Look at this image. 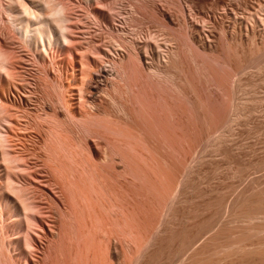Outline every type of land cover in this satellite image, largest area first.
<instances>
[{"label":"rangeland","instance_id":"obj_1","mask_svg":"<svg viewBox=\"0 0 264 264\" xmlns=\"http://www.w3.org/2000/svg\"><path fill=\"white\" fill-rule=\"evenodd\" d=\"M35 1L44 5L45 18L50 14L46 19L56 38L61 36L60 20H56L61 16L73 42L93 40L105 50L108 47L114 59L117 56L118 61L137 67L130 85H138H132V97L137 93L138 103H133V97L131 105L140 124L137 127L135 119L126 123L115 94H94L85 88L88 105L84 109L94 114L93 120L101 115L97 122L106 124L108 118H114L110 124L118 121L121 125L112 123L117 127L114 131L111 127V132L105 128L106 135L104 131L93 136L94 132L85 133L87 142L97 148L98 161L104 150H110L115 167L109 166L113 170L98 176L101 181L96 185L102 189L89 186L82 192L64 183L69 176L64 181L63 175L54 177L42 168L44 128L23 121L18 127L13 125L18 143L4 149L21 151L35 165L32 169L39 167L30 172L15 170L18 185L28 184L38 199L36 209L27 213L13 194L20 215L14 207L3 206V193L10 192L4 184L6 161L3 163L0 144V264H210L219 256L222 243L253 241L257 235L255 240L264 238V0ZM24 6L33 10L34 0H0V98L3 61L11 52L18 55L27 83L16 92L19 110L45 117L43 113L49 109L64 120L65 109L44 107L45 95L34 85L37 75L67 85L71 70L65 68L69 76L60 74L53 63L59 54L57 45L47 41L45 50L42 42L26 43L14 29L12 18ZM61 6V15L52 14ZM65 57V62L71 61V56ZM52 93L57 99L59 94ZM0 113V126L8 129ZM143 113L149 125L144 123ZM127 124L131 131L125 130ZM106 136L115 142L125 137L122 142L132 145L127 143L125 148L111 137L112 144L122 145L116 146L120 148L116 153L119 150L115 147L113 151L114 144L112 147ZM258 212L261 220L249 222L246 215ZM258 229L262 230L255 234Z\"/></svg>","mask_w":264,"mask_h":264},{"label":"bare ground","instance_id":"obj_2","mask_svg":"<svg viewBox=\"0 0 264 264\" xmlns=\"http://www.w3.org/2000/svg\"><path fill=\"white\" fill-rule=\"evenodd\" d=\"M34 3H35V6H34L35 8H33V10L28 9L26 6H24L22 11H19L18 13H16V18L15 19L12 18V24H14V29H16V30H18V31H20L22 33L21 36L26 40L25 41L26 43L29 42V41L30 42L32 41L33 43L36 42L35 44H39V42H42L40 44L41 45L43 44L42 46L44 47L45 50H47L46 49V45H47L46 43H48V42L52 43L53 45L54 44L57 45L58 48H59L58 49L59 51H57V52L59 54L56 57L57 58L56 61L53 60V63H55V66L58 68V70H60L59 73L62 72V74H64L65 73V68L66 69L68 68L69 70H71L72 78H70L71 83L67 82V85H66V84H64V82L61 83L62 80H61V82L58 83V81L60 79L57 80V81L55 80L56 82H53V81L49 80L48 78H46L48 76H46L44 78V77H39L37 75V80H36L37 81V85H34V86H35V88L37 86V89L38 90L40 89L41 91H43V93L45 95V98L43 99L44 100V107H48V108L52 109L53 111H55V108H58L60 110L61 109H65L66 116H65L64 120L61 119L60 117L58 118V116H57V114L55 112L49 113L50 112L49 109H48V112L43 113V115H45V117H42V115H32V113L30 114L28 112L26 113L24 111H20L19 110V105L17 104V102L19 103V101H18V99H15L16 98V92H18L22 88V86L27 84L26 83V78H25V76L23 74L24 73V69L22 68L23 66H19V62L20 61H18V59H19L18 55H15L14 53H13L14 55L13 54L11 55V52H10V54L7 52V54H6L7 58L6 57L3 58V60L6 58V60H5L6 63H5V61H3V69H5V75H3V88H2L3 89V99L1 100V98H0V100H1V102H0V104H1L0 105V111L3 112V117L2 118H3V121H5L3 123H6V125L8 126V129L5 128V127L3 128V125L0 126L1 128L4 129V132L1 131L2 129L0 130V144L3 147V160H4L3 163L6 161V164H5L4 169H3V175H4V178H5L4 179V184H5V188L10 192L8 194H6L5 192L3 193V206L4 205L5 206L10 205V206L14 207L13 211H17L16 213L18 215H20V213H22V210L19 213V209L16 206L17 202H14L15 200L13 198H11V196H13V194L16 196V197H14L16 200H17V198L20 200L19 202L22 203L23 209L25 211L26 210L29 211L30 208H31V210L34 211L36 209V207H37L36 206L35 209L33 208L34 205H35L34 201L37 200L38 198L34 199L35 197H37V195H35L36 191L34 192L31 188H29L27 186L28 184L24 185V183H23V185H20V182H19V185H18V183H17L18 180L15 178V176H16L15 175V170H20L21 169L23 171L27 170V171L30 172V171L35 169V167H34V169H32L33 166H35V165L33 164V166H31V164H32V163L30 164L31 161H29V159H27L28 155L26 157V155L22 154L21 151H20V153H21L20 154L19 152H17L18 150H16L15 152H11L9 149L8 150L4 149L6 146H10L8 148H12L15 144L18 143V141L15 138L16 134H13V131H12L13 125H16V127H18V126H20L19 125V121H23V122H25L26 125H30V124L36 123V125L40 126L41 130H43L42 128H44V132L41 131L43 134L40 132L44 136V138L42 136V138H43V145H42L43 147L42 148H44V151H45L43 153V157L41 158V160L43 161V164L45 165V167H43L44 166L43 165L42 168L43 169L45 168L44 170H46L47 173L49 172L50 174H53L52 176H54V177H55L56 174L57 175L61 174V176L63 175L61 178L64 177V179H66L64 181H67L70 178L67 182H64L63 179L61 181H63L64 183H67V186H69V188H72L73 190L75 189L74 191H76V189H78L79 192H82V191H85L86 190L85 188H87L89 186H92V187L97 186V187H94V189L97 188L98 189L97 191H99V189L101 187L98 188V185H96V184L97 183L99 184V182L101 180H100V178L98 176L102 172L105 173L106 169H107V171H111V168L115 167V163L114 164L112 163L113 160H111V158H113V156L111 157V154H110L111 152H109L110 150H108L109 147L106 148V149L108 150L110 155H108L107 154L108 152L106 153V151L104 150V152H102V153H104L103 157H100L101 159L99 158L100 160L98 161L97 156H96L97 154L95 153L96 146L94 148L93 145H90V143L87 142L88 140H87V138H85V136H87V137H89V136L86 135L85 133H89V135H90L93 132L94 133L95 132H97V133L100 132V134H101V132L103 133L105 128L106 129L109 128L108 130L110 131L111 127L113 125L112 123H115V121L114 122L111 121V124H110L109 120H113L114 118H111V119L108 118L107 122L109 124H107V122H105L106 124H104V121H103L104 119L102 120L103 124H102L101 121L99 123V122L96 121V118L100 117L101 115L98 116V114L96 115L98 117H96L93 120L94 114L84 109V106L88 105V104H86V101H85L86 100L85 94H86V90H87V89L85 90V88H88L89 89L88 91H90L91 93H94V94H96V93L97 94L100 93V95L101 94L102 95L103 94L104 95H107V94L108 95H112V94L114 95L115 94L117 96L116 101L118 102L116 104L119 105V110L121 111V113L124 114V116H123V114H122V116L126 118L125 119L126 123H128V121L129 122H133L134 119H135L133 117L134 116V111H133L134 109L133 108H135V107H133L134 105L133 106L131 105V103L134 101L133 97L135 99V102H133V103L137 102V100H136L137 98H135V95H137V93H134V95L132 97V91L135 90L134 87H132V85L134 86V84L136 82L134 84L130 85V80L132 78V75L134 74L133 75V77H134L136 75L137 71H138L137 67H135V65L133 63H131V62L128 63V62H125V61L122 62V60L118 61L116 59L117 56H115L116 58L114 59V56L111 54L112 51L110 49H108V47L105 50L104 46L102 48L101 46L96 44L93 40L91 41L89 39V40L86 41V40H81L79 38V39H77L78 41H76V39H75L76 42L74 41L75 42L74 43L71 40V38L68 37V34L65 33V31H67L66 30L67 26L65 24L66 21L64 22V18L61 17V16H60L61 19L56 18V20H60V23L64 22L65 25H61L59 23V21H57L59 23L58 25L60 27L59 29H60V32H61L59 34L61 36L60 37L57 36V38H56V36L54 34V31L52 30L54 28H52L51 23L48 21L49 20L48 18L50 17L49 16L50 14H47L49 16V17L46 16V18L48 19L47 20L45 18L44 13H43L44 5L42 3H40L39 1H35V0H34ZM63 8L64 7H62V6L57 8L55 11H53L52 14L61 15V13H63ZM51 18H52V16H51ZM53 18H55V17H53ZM61 20H63V22H61ZM57 22L55 21L54 24L57 25ZM77 42H79V43H77ZM84 43L85 44H89V45H85L84 46L83 45ZM90 43H92V44H90ZM90 45H92V46H90ZM83 46H84V48H82ZM78 51L80 52V54H79ZM65 56H67V57L71 56V61L68 62V60H67V62H65L63 60V59L66 58ZM76 56L78 57L77 58L78 60H73ZM104 56L111 57V59L110 58H109V60L108 59H104ZM112 56H113V58H112ZM50 57H51V59H53L51 55H50ZM69 70H68V72H69ZM40 71H41V69H40ZM65 74H67V73H65ZM33 75L36 76V74H34V73H33ZM69 75L67 74V76H69ZM35 76H32V77L36 78ZM38 78L41 80V81L39 80L40 82H38ZM135 85H137V84H135ZM35 88H33V89H35ZM75 90L77 92H75ZM54 91H55V94L56 93L59 94V95L56 94L58 96L57 99H56V97H55V99H53L51 97L52 94H53L52 92H54ZM133 92H135V91H133ZM76 94H78V95L76 96ZM92 96H94V95H92ZM116 96H114V97H116ZM118 96L119 97L121 96V97L118 99ZM111 99H114V98H111ZM113 101H115V99ZM55 105H56V107H54ZM91 105H92V103H91ZM89 107H91L90 104H89ZM44 111H46V110H44ZM132 111H133V113H132ZM141 111H142V109H141ZM109 113H111V112L109 111ZM107 114H106V116H107ZM144 114L145 113H143V118H144L143 121L145 123V121H146L145 119H147V117L144 116ZM136 115H135V117L138 116V115L137 116ZM140 115H142V113H140ZM40 116L42 117L41 121L39 120ZM115 116H113V117H115ZM21 117H24V118L22 119ZM118 118H116V119H118ZM0 120H1V116H0ZM45 120L49 124L44 125V123H47V122H45ZM135 120L137 121V122H135V125H136V124H138L140 119H138V120L135 119ZM120 121H121V119H120ZM122 121H123V119H122ZM146 122H148V121H146ZM116 123H117V125L119 127L120 123L118 121ZM115 124L112 127L113 131H114V127H117V125L115 126ZM139 124H140V122H139ZM129 125L134 126L133 123L132 124L129 123ZM138 125H136V126L138 127ZM148 125H149V122H148ZM39 126L38 127L36 126V127L39 129ZM123 126H124V124H123ZM140 126H142V125H140ZM126 127H128V129L126 128L125 130H129V127H131V126H128V124H127ZM137 127H136V129H137ZM101 128H103L102 131H101ZM122 128H124V127H122ZM117 130L118 129H116L115 131H117ZM122 130L124 132V129H122ZM14 131H16V130H14ZM105 131H104V134L106 135ZM129 131H131V130H129ZM148 131H149V129H148ZM150 131H152V130H150ZM108 132H107V135L109 136V134H111V133H108ZM133 132H135V131H133ZM73 133H75V134H73ZM97 133L92 134V136L96 135ZM144 133L145 132H143V134ZM118 134L120 135V133H118ZM126 134L127 133H125L124 135L126 136ZM130 134H132V133H130ZM130 134H128V135H130ZM147 135H148V133L146 134V136ZM108 136H106V137H108ZM121 136H122V133H121ZM146 136H145V139H146ZM111 137L112 136L106 138L107 140L108 139L110 140L109 141L110 145L112 144L113 141L116 144L118 142V140H120L117 137L116 138L118 140L116 139V142H115V138L113 140V137H115V134L112 137L113 141H111ZM123 138H125V137H123ZM123 138L121 137L122 141H123ZM152 138H154V137H152ZM126 140H128V138H126ZM19 141H21V140H19ZM122 141H121L122 145H125V144L130 142V141L129 142L127 141V143L126 142L124 143ZM150 141H149V143H150ZM109 142L107 143V145H109ZM151 142L153 143V141H151ZM156 142H157V140H156ZM94 143H95L94 145H96V142H94ZM119 143L116 146H120L121 147L122 145L119 144ZM21 144H22V142H20L19 146H21ZM91 144H93V143H91ZM101 144H103V143H101ZM105 144L106 143H104V145ZM113 144H112V147H113ZM115 144H114V147H113V151H116L114 149L116 147ZM129 145H132V143L131 144L129 143ZM23 146L26 147L24 144H23ZM101 146H103V145H101ZM127 146H128V144H127ZM136 146H137V144H136ZM153 146H155V145H153ZM112 147H110V148H112ZM98 148L105 149L103 147H98ZM116 148H117V150L120 149L119 147H116ZM125 148H126V145H125ZM125 148H122V149L125 150ZM161 148H159V149L156 148V149L160 150ZM24 149L25 148H23V150ZM100 149H99V151H100ZM124 150H123V152H124ZM154 150H155V148H154ZM12 151H13V149H12ZM128 151H131V150H128ZM117 152L120 153V150L116 151V153ZM162 152H163V150H162ZM99 153L100 152H98V154ZM160 154H162V153H160ZM112 155H113V153H112ZM122 155L125 156L124 154H122ZM162 156H164V153H163ZM39 157H40V155H39ZM39 157H38V159H39ZM154 157H155V155H154ZM138 158H139V156H138ZM125 159H126V157H125ZM157 159H159V158H157ZM122 160H123V158H122ZM136 160H137V158H136ZM150 160H152V158H150ZM159 160H158V162H160ZM127 161H125V162H127ZM125 162H124V164H125ZM110 163H111V165H110ZM174 163H176V162H174ZM138 164H139V162H138ZM133 165H135V164H132V166ZM104 166L105 167L108 166V168H109V166H112V167H110L108 169V168H105ZM126 166H128V165H126ZM126 168H128V167H126ZM141 168H145V167H141ZM36 169L38 170L39 167H37ZM137 169H138V167H137ZM112 170H113V168H112ZM114 170H116V169L114 168ZM131 170H132V168H131ZM41 171H43V170H40V172ZM29 172H28V174H29ZM31 174H32V172H31ZM106 174H103V176L106 175ZM42 176H44V175H42ZM65 176H66V178H65ZM68 176H69V178L67 179ZM100 176H102V174ZM104 177L106 178L107 176H104ZM54 179H56V181H58L57 178H54ZM101 179H102V177H101ZM53 182H55V180ZM106 182H107V179H106ZM56 183L58 184V183H61V182H56ZM4 184H3V186H4ZM101 184H100V186H103V185L105 186L106 185L105 182L103 183V185H101ZM61 185L63 187V184H61ZM64 186H66V184ZM50 187H51V185H50ZM68 191H70V189ZM64 192L65 191H63V193ZM8 199H11V200H8ZM22 206H21V208H22ZM16 213H15V215H17ZM256 214H259V212L258 213H254L253 215L251 214L250 216L246 215L248 217L249 222H251V220L255 221V219L256 220L260 219L259 218L260 214L258 215V217H257ZM27 217H29V215H27ZM263 218H264V215H263ZM27 219H29V218H27ZM253 222H251V223L254 224ZM250 230H251V228H250ZM258 230H259V232L256 230L257 233H255L256 232L255 230H254V232L252 230V232L255 233V234H258V233L261 232L262 229L261 230L258 229ZM252 232H250V235H253ZM247 237H249V235ZM247 237H245V238H247ZM245 238H243V240ZM255 238H253L254 239L253 241L252 240L251 241L250 240L249 241H246V240L242 241V239H239V241H237L238 240L237 239L236 241L235 240H232V242L229 241V243L225 242L226 244L222 243V246H219L220 250H218L219 256L214 258L213 261H212V257L213 256L211 255L212 256L211 257V261L212 262L210 264H264V238L261 239V236L259 238H257L256 240H255ZM212 254H214V253H212ZM185 264H189V263L187 262Z\"/></svg>","mask_w":264,"mask_h":264}]
</instances>
